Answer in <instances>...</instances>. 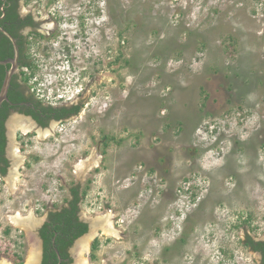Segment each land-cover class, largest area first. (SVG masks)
<instances>
[{"label":"rangeland","instance_id":"rangeland-1","mask_svg":"<svg viewBox=\"0 0 264 264\" xmlns=\"http://www.w3.org/2000/svg\"><path fill=\"white\" fill-rule=\"evenodd\" d=\"M25 6L56 21L29 50L28 82L43 81L46 102L83 108L41 128L53 132L45 138L8 125L0 262L28 264L36 229L79 186L89 231L75 253L107 211L119 231L96 229L90 264H258L244 242L264 239V0ZM92 153L99 165L78 172ZM17 212L30 231L9 222Z\"/></svg>","mask_w":264,"mask_h":264},{"label":"flooded vegetation","instance_id":"flooded-vegetation-1","mask_svg":"<svg viewBox=\"0 0 264 264\" xmlns=\"http://www.w3.org/2000/svg\"><path fill=\"white\" fill-rule=\"evenodd\" d=\"M26 1L27 0H0V91L8 71L14 66L7 92L8 98L0 105V120L4 117L6 129V147L4 155L9 162L8 170L11 165L8 152L9 143L11 142L8 128L10 123L16 127V123L25 122L23 119H27L30 121L28 124H33L37 128L39 127L41 131H45V129L41 128H45L52 122H63L72 118L78 115L83 108V101L79 98L65 102L62 100L61 95L58 100L59 104L46 102L42 98V95L45 94V88L38 87V84H42L43 81L28 82L31 81V74L36 68L34 57L29 54V50L35 44L44 42L43 44L46 45L47 41L54 37V26L56 21L55 16L49 13L39 15L35 13L34 10L27 8L25 6ZM45 45L42 49L46 47ZM61 101L64 102L61 103ZM78 105H81V110L76 113L75 109ZM45 107L52 108L51 112H44ZM44 122H47V125H43L42 123ZM35 126L33 127L36 128ZM17 130L21 131L18 126ZM68 203L69 200L66 204L57 209H50L44 222L36 229L34 233L37 243L36 250H39L36 254L37 264H43L44 262H47V264H73V260L80 259V255L75 253L73 246L80 237L89 231V224L81 216L80 210L77 213L78 219L88 224V231L75 239L71 245L68 246L67 244L65 246L66 249L65 252H63V254L66 253L65 255L61 253L60 246L57 244L55 245V237L52 238V246L48 248L46 246V238L42 233L45 222L50 220L51 213L61 211ZM247 238L244 243L251 251L257 254L258 264H264L262 251L247 244ZM263 240L264 239H254L255 243ZM61 243L66 244L67 242L63 241ZM90 251L92 252V250ZM53 254H56V258ZM76 256L78 258H76Z\"/></svg>","mask_w":264,"mask_h":264},{"label":"trees","instance_id":"trees-1","mask_svg":"<svg viewBox=\"0 0 264 264\" xmlns=\"http://www.w3.org/2000/svg\"><path fill=\"white\" fill-rule=\"evenodd\" d=\"M52 108L45 107L44 112H51ZM76 113L81 110V105L76 107ZM6 115V114H5ZM47 125V122L42 123ZM4 117L0 120V177L5 175L8 171V159L5 157L6 147V134H5ZM71 199L67 206H64L61 211L51 213L49 221H46L42 229V233L46 238V246L49 248L52 246V238L55 237V245L60 246V251L63 254L66 249V245H71L75 239L85 234L88 231V224L78 219L77 213L80 210L79 203L81 201V193L79 186H72L70 188ZM67 242L62 244L61 242ZM247 244L252 247L261 250L263 253L264 262V240L255 243L254 239L248 236ZM98 240H95L92 244V252L97 249ZM66 254V253H65ZM63 254V255H65ZM56 258V254H53ZM48 256V255H47ZM43 264H47L44 262Z\"/></svg>","mask_w":264,"mask_h":264},{"label":"bare ground","instance_id":"bare-ground-1","mask_svg":"<svg viewBox=\"0 0 264 264\" xmlns=\"http://www.w3.org/2000/svg\"><path fill=\"white\" fill-rule=\"evenodd\" d=\"M14 123H16V122H14ZM15 126H16V127H14L15 130L17 129V126H18L20 128V130L22 131V133H24V134H27L28 132L34 130V127L32 125L26 123V122L16 123ZM44 132H46V134H44ZM51 132H52L51 129H48V130H45V131L44 130L41 131L40 129L38 130V133H39L40 137H43V138H45L49 134L53 133V132L52 133ZM18 153H19V149L16 148L15 149V154L19 155ZM99 163H100L99 157L96 156L94 153H92L88 157L81 158L80 161L76 163V169H77L78 172L79 171H83V169L85 167H87L88 164H93L95 166H98ZM15 170H17V169L15 168ZM113 218H114V214H113L112 211H107L105 214L100 215L99 219L101 220V222L99 223L100 220H98L97 221L98 224H95L96 227L93 228L91 233L87 237H85V238L83 237V239H81L78 242V245H77L78 249L77 250H79L78 252H80V254H79L80 258H81L80 259V264H90L87 261L86 258L83 259V255L85 253H88L89 247H90V240H91V238H93V236L97 235V233H98V231L96 229H99V227H101L100 230H102L103 234L112 235V236L118 237L119 231L116 230V226H115ZM8 220L14 226L22 227V228H24L26 230L29 229L28 231H30L32 229V226H33L32 223H30L31 222L30 219L28 217L23 216L20 212H17V213H14V214H10L8 216ZM31 247H32V254H31V258H30L28 264H33L34 262H36V256H37L36 254H37V251H38V250H36V247H37L36 243L32 242L31 243ZM81 261H83V262H81ZM0 264H13V263H11L8 260L4 259L2 262H0ZM102 264H105V263L103 262Z\"/></svg>","mask_w":264,"mask_h":264},{"label":"water","instance_id":"water-1","mask_svg":"<svg viewBox=\"0 0 264 264\" xmlns=\"http://www.w3.org/2000/svg\"><path fill=\"white\" fill-rule=\"evenodd\" d=\"M13 68H14V66L8 71V73L5 77L2 89L0 91V105L3 103L4 100H6L8 98L7 92L9 89L10 80H11L12 73H13ZM76 258H78V257L76 256Z\"/></svg>","mask_w":264,"mask_h":264}]
</instances>
